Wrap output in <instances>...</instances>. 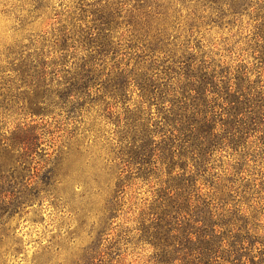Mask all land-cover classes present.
<instances>
[{
	"label": "trees",
	"instance_id": "1",
	"mask_svg": "<svg viewBox=\"0 0 264 264\" xmlns=\"http://www.w3.org/2000/svg\"><path fill=\"white\" fill-rule=\"evenodd\" d=\"M67 12L0 70V211L38 196L29 171L44 162L43 190L94 207L97 236L127 203L149 264H264L262 214L239 205V190L261 188L239 174L264 158V0H79ZM252 13L250 64L198 39Z\"/></svg>",
	"mask_w": 264,
	"mask_h": 264
},
{
	"label": "rangeland",
	"instance_id": "2",
	"mask_svg": "<svg viewBox=\"0 0 264 264\" xmlns=\"http://www.w3.org/2000/svg\"><path fill=\"white\" fill-rule=\"evenodd\" d=\"M93 1L83 0L86 3ZM78 3L79 0H0V70L8 62L18 58L20 47L27 46L30 41L43 34L48 29V24L57 20L56 14H61L60 20H65L67 10ZM254 15L255 13L240 16L220 29L207 26L199 32L198 39L201 37L200 42L206 46V51L213 50L224 59L227 58L228 51H231V56L236 55L244 63L250 64L251 52L245 51V42L251 37L254 24L260 23L254 21ZM31 22L32 25H27L26 31H20L22 25ZM87 118L91 117L87 115ZM255 143L256 141L252 146L255 147ZM42 146L41 155L52 153V147L49 148L48 143ZM97 149L98 147H94V151ZM260 156L261 154H255L254 162L249 161L247 166L244 165L241 169L243 172L239 175L245 178L243 184L247 183L249 187L258 184L261 188H258V193L253 194L251 191L248 193L246 188L244 193L239 190L246 199H241L239 205L245 209L249 205L250 210L254 209L256 214H262L264 226V158L257 162ZM41 160H45V156ZM226 160L227 158H223V161ZM49 166L44 162L31 164L29 174L33 176L37 172L38 176L31 179L32 187L40 191L38 196L30 197L31 203L23 207L20 205L21 196H31L26 195L25 191L23 194L18 193V203L14 202L15 205L7 211H0V264H149V256L153 250L137 240L135 235L138 231L134 230L133 214L129 212L127 203L122 206L117 218L111 220V225L106 227L105 235L97 236L100 213H96L94 207L82 205L85 200L79 201L78 198L72 205L55 202L43 190L42 187H48L39 179ZM36 182L41 184L37 186ZM36 189L31 194H35ZM140 189L137 191V198L144 196L146 186Z\"/></svg>",
	"mask_w": 264,
	"mask_h": 264
}]
</instances>
